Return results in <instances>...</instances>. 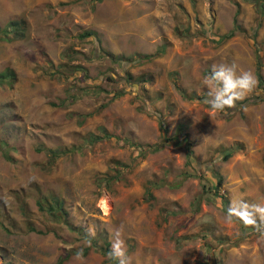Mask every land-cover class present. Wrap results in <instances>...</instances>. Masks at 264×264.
Segmentation results:
<instances>
[{
    "label": "rangeland",
    "instance_id": "374dc122",
    "mask_svg": "<svg viewBox=\"0 0 264 264\" xmlns=\"http://www.w3.org/2000/svg\"><path fill=\"white\" fill-rule=\"evenodd\" d=\"M12 22L24 35L0 39V74L15 73L0 86V264H58L88 246L39 210L42 197L101 244L122 240L132 264H264L261 234L226 221L230 205L264 204V89L216 112L202 83L233 62L257 77L264 0H0V37ZM161 118L170 137L185 129L144 156ZM57 148L71 151L53 161L45 150ZM184 172L196 177L167 186ZM217 173L221 197L204 191ZM66 264L111 263L92 250Z\"/></svg>",
    "mask_w": 264,
    "mask_h": 264
},
{
    "label": "trees",
    "instance_id": "16d2710c",
    "mask_svg": "<svg viewBox=\"0 0 264 264\" xmlns=\"http://www.w3.org/2000/svg\"><path fill=\"white\" fill-rule=\"evenodd\" d=\"M21 24L20 22H12L11 26H9L8 28L5 29L4 33L1 34L3 35L2 37H0V39L7 41V42H12L14 39H20L21 37H23L24 35V30L21 29ZM13 28V30L11 31V29ZM238 29L239 26H237ZM234 29L230 34H227V36H224L223 39L225 40H229L232 39L233 37H235V33L236 30L238 29ZM12 33V34H11ZM94 36L93 32H86L83 35V38L86 39L88 37H92ZM257 78L259 80V85L261 86L262 89H264V76H263V72H262V67L264 66L263 62H262V57L259 54V49L257 47ZM15 76V73L13 71H7L5 73H1L0 74V86H2L4 83L11 81ZM122 96V94H119L117 97ZM197 99H202V98H197ZM261 99L260 98H256V99H245L242 102H237V104L239 105V107L242 108H247L251 105H255L258 102H260ZM237 109V107L235 108ZM234 109V110H235ZM228 109L222 111V112H226ZM160 126H161V130L163 132L162 136H161V142L157 143L155 145H148L146 146V149L142 150V153H144V156L147 155V153H158L160 151H162L167 145H170L173 141H178V139H180V135L182 134V132L184 131L185 127L180 126L178 128V134L174 137H170L168 136L169 130L164 126V122L162 120V118L160 119ZM90 138L92 143L94 142H98L99 140L103 139V138H99L96 136H91ZM188 138L187 140H185V142H188ZM188 154H187V167H189L192 164V157H193V152L191 147L188 148ZM41 151V149H40ZM52 158V160H58L59 158H61L64 155H67L71 150L68 148H57V149H46L45 150ZM233 151H229L225 156H224V160L228 161L232 156H233ZM123 174H121L119 171H116V175L115 176H103L98 178V183L99 185L101 184V182H103L105 184V187H108L112 184V182L115 181H119V178L122 177ZM196 175L191 174L190 172H184L181 174V181L178 183H167V186H169L170 188L173 189H178L181 188L183 183L186 182L187 180L191 179V178H195ZM216 177L218 179L217 185L214 187H207L206 185H204V191L205 193H213L215 196L217 197H221L220 196V192L223 189L224 186V177L222 175H220L219 173L216 174ZM161 184H157V183H151L149 185V188H147V195L151 198L154 199L153 196V189L155 188H160ZM226 199V198H224ZM200 204V203H199ZM37 206L39 208V210L46 216H48L50 219H52L54 222L57 223H62L64 222L65 225H68L71 230L78 232V235L81 236V239L85 240H90L91 241V245L84 247V249L82 250L83 252V256H88L90 254V252L92 250H96V251H100L102 252L103 256L107 258V260L111 263V264H118L117 261L110 259L109 258V252L112 249V243L110 242V240L108 239V237L104 240L103 244H101L96 238L92 237L90 234H88L85 230H82V228H77V227H73L70 225V221L68 218V212L66 211L65 207H64V202L61 201L59 198H47V197H42L37 201ZM31 232H36V229L34 228H30ZM41 232V231H39ZM44 233V232H41ZM79 252V250H65L63 252V254L60 256L59 260H58V264H66L71 257H73L74 255H76V253Z\"/></svg>",
    "mask_w": 264,
    "mask_h": 264
},
{
    "label": "clouds",
    "instance_id": "9594fccd",
    "mask_svg": "<svg viewBox=\"0 0 264 264\" xmlns=\"http://www.w3.org/2000/svg\"><path fill=\"white\" fill-rule=\"evenodd\" d=\"M202 83L208 89L209 99L206 103L213 111L222 112L235 108L237 101H242L252 94L258 87L259 80L251 71L240 70L233 62L230 65H212L211 72L203 77ZM234 219L243 221L245 226L255 228L264 238V204L249 205L240 201L236 207L230 205L226 221L230 223ZM86 244L90 246L91 241L86 240ZM108 255L118 264H132V258L127 254L122 240L113 244ZM76 259H83L82 250L76 253Z\"/></svg>",
    "mask_w": 264,
    "mask_h": 264
}]
</instances>
